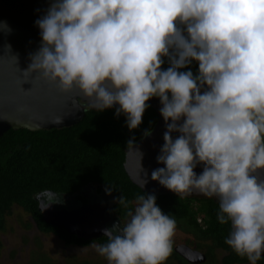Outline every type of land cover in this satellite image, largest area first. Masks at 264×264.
<instances>
[{"label": "clouds", "instance_id": "1", "mask_svg": "<svg viewBox=\"0 0 264 264\" xmlns=\"http://www.w3.org/2000/svg\"><path fill=\"white\" fill-rule=\"evenodd\" d=\"M35 23L42 43L30 54L25 82L78 89L97 111L123 114L130 131L158 97L166 131L157 162L165 167L151 179L180 198L215 197L219 222L231 227L225 243L257 264L264 257V180L257 175L264 171V0H51ZM0 31L11 28L0 22ZM115 202L128 207L122 195ZM127 216L92 247L108 264H165L176 220L148 193Z\"/></svg>", "mask_w": 264, "mask_h": 264}, {"label": "trees", "instance_id": "2", "mask_svg": "<svg viewBox=\"0 0 264 264\" xmlns=\"http://www.w3.org/2000/svg\"><path fill=\"white\" fill-rule=\"evenodd\" d=\"M162 67H169L168 59ZM190 69L197 73L198 63L194 61ZM158 120L157 112L150 106L140 127L130 131L126 117L123 114L117 117L115 109L102 112L88 110L84 118L70 128L39 132L10 130L5 133L0 138V237L8 230V218L13 209L19 207L40 233L54 235L66 246L88 247L93 243H106L107 238L81 240L46 224L39 211L37 197L46 192L73 196L88 186H100L104 190L110 186L114 189L111 194L114 202L121 195L128 201L127 208L115 202L114 215L122 221L129 220L127 212L134 211L136 197L145 193L131 182L125 172L126 151L133 146L127 142L132 137H135V144L144 139V132H152ZM156 197L162 211L176 220L177 228L203 242L202 246L204 244L210 258L220 250L228 254L225 264L247 261L225 243L231 227L219 222V204L177 196ZM76 199L87 203L81 196ZM31 226L29 224L27 228ZM2 251L0 239V257ZM170 256L168 258L184 264L174 252ZM29 264L54 262L45 255H33Z\"/></svg>", "mask_w": 264, "mask_h": 264}, {"label": "water", "instance_id": "3", "mask_svg": "<svg viewBox=\"0 0 264 264\" xmlns=\"http://www.w3.org/2000/svg\"><path fill=\"white\" fill-rule=\"evenodd\" d=\"M50 3L51 0H0V22H6L11 28L10 33L0 31V138L10 130L39 132L70 128L82 120L88 110L98 112L91 106L90 99L78 89L64 93L56 84L35 77L25 82L23 71L31 62L30 54L38 51L42 43L40 29L35 22L46 13ZM148 103L157 112L159 120L151 135L126 151L124 169L131 182L143 193L177 196L151 179L153 170L165 167L157 162V156L165 143L163 135L166 126L160 113V99L153 97ZM172 135L176 138L179 133ZM195 171L200 174L203 165H198ZM257 175L264 180V171ZM84 190L73 196L42 193L37 197L39 211L46 224L78 239L91 241L103 238L102 230L110 228L114 221L120 219L113 213V204L105 201L104 192L99 197L88 199ZM77 196L86 199L87 203L79 202ZM108 198L113 201L112 195L108 194ZM182 199L213 201L218 204L215 197H206L196 192ZM176 253L190 262L197 258L205 260L200 253L186 246H179Z\"/></svg>", "mask_w": 264, "mask_h": 264}, {"label": "rangeland", "instance_id": "4", "mask_svg": "<svg viewBox=\"0 0 264 264\" xmlns=\"http://www.w3.org/2000/svg\"><path fill=\"white\" fill-rule=\"evenodd\" d=\"M29 224L31 228H27ZM7 226V232L0 237L3 244L0 264H29L33 255H45L54 264H108L92 245L68 247L54 235L40 233L31 218L19 207L13 209ZM173 239L176 244H182L185 235L176 229Z\"/></svg>", "mask_w": 264, "mask_h": 264}, {"label": "flooded vegetation", "instance_id": "5", "mask_svg": "<svg viewBox=\"0 0 264 264\" xmlns=\"http://www.w3.org/2000/svg\"><path fill=\"white\" fill-rule=\"evenodd\" d=\"M85 195L86 197H88V199H93L95 197H99L103 194V192L106 194L104 196L105 198V201L107 203H112L113 205L115 204L114 201H111L109 198H108V194L106 191H104V189L102 188H99V186H88L85 188ZM135 204V203H134ZM121 223H125L126 221H122L120 219ZM116 221H114L111 226L115 223ZM199 222H201V220H199ZM177 230H179L180 232H182L183 235H185V239H184V243L182 244H176L175 242L173 243V251L175 254H177L183 261H184V264H225V259L227 257L228 254H226L224 251H220V250H216L215 253H214V257L213 258H210L208 256V251L204 246H202V243L201 241H197L195 240V238L190 235V234H187V233H184L183 231H181L179 228H176ZM103 238H106V237H103ZM102 239V238H100ZM99 240V239H97ZM196 242V243H195ZM95 244H99V243H95ZM92 245V244H91ZM90 245V246H91ZM198 245H201L199 248ZM208 245V244H207ZM179 246H186L188 248H190L192 251L194 252H198L200 253L202 256L205 257V260H201L197 258L196 259H193L192 262L186 260L185 258L181 257L178 253H176V249L179 247ZM69 247V246H68ZM72 247H75V246H72ZM89 247V246H88ZM82 248V247H80ZM171 257V256H170ZM260 261V262H259ZM257 262V264H261V262H264V257H262L261 260H259ZM198 262V263H197ZM165 264H181L179 261H177L176 259H172V258H167V260L165 261ZM240 264H249V261H243L241 262ZM264 264V263H262Z\"/></svg>", "mask_w": 264, "mask_h": 264}]
</instances>
